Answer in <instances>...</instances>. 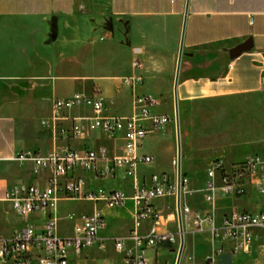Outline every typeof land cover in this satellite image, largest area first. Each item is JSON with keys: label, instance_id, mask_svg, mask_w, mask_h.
<instances>
[{"label": "crops", "instance_id": "crops-1", "mask_svg": "<svg viewBox=\"0 0 264 264\" xmlns=\"http://www.w3.org/2000/svg\"><path fill=\"white\" fill-rule=\"evenodd\" d=\"M101 10H106L108 14L116 18L129 20L127 41L120 46L133 56V60L138 58L140 61L148 62V65L143 63V68L137 69L140 70L137 73L132 67V60V74L143 78V83L134 89L126 86L122 82L123 78L117 75L94 77V83L98 85L101 95L106 100L108 115H115L109 113L113 105L121 109L130 106L132 109L130 114L122 113L116 116L132 115L135 95L151 96L156 100L160 97L159 100L168 101L173 90L174 96V81L182 36H184V47L178 81V99L183 110L193 107L197 102L225 96H241L246 92L259 89L262 85L264 80V0H0V176L4 174L18 176L12 181L0 179V204L8 206L12 213L10 204L1 200L6 190L19 182L44 186L47 177L50 176L48 171L34 174L32 163L19 165L11 161L16 155L24 152L47 154L66 147L78 150L105 148L111 157L122 154L124 146L122 135L111 138L93 129L85 140L56 141L51 130L42 125L43 121L51 118V107L55 98H68L75 93L90 95L93 93L82 90V86L78 88L80 85L78 80L72 79L68 82V18L75 17L82 11L96 13ZM54 22H57L56 26L53 25ZM53 30L58 31V39L51 47L48 40ZM250 39L254 45L252 51L243 53L232 60L229 63V69L224 64L215 65L211 56L204 55L206 50L213 48H221L224 53L226 51L230 55L233 48ZM136 49L140 50L139 55L135 54ZM34 79L38 80V85H42L45 90L40 100L43 102L45 113L40 114L37 104L30 105L19 101L22 99L25 84ZM68 84L75 89L69 93L63 92ZM125 90L130 91L131 95ZM138 90L147 93L139 94ZM111 101L113 105L110 107ZM155 109L156 107L153 110L154 113L167 115L156 112ZM72 115L89 116L91 111L85 108L76 109ZM93 132H99L108 139L123 143L110 152L107 147L97 146L95 141H90ZM162 135L165 139L163 147L162 142H159L155 135H151L144 141L139 153L152 157L153 161L150 164L154 162L160 166L158 154L159 151L163 152L166 161L161 174L174 178L178 175V170L173 172V163H171L173 149L170 126ZM146 143H148L149 151L142 152ZM184 148L183 145V150ZM263 153L246 154L236 163L242 162L249 155L264 157ZM186 156L189 157L188 154ZM139 167L137 177L140 181L147 180L152 175H161H140ZM80 175L87 179L89 189L103 188L105 183H109L111 186L107 190H121L128 197L132 196V179L125 178L123 172H119L115 179L107 180H97L91 173ZM207 182L208 180L201 191L196 189L197 191L194 190L191 195L201 192L206 195ZM218 195L216 212L218 220L235 210L254 213L264 211V194L254 189H249L247 195L241 198H233L223 193ZM182 199L193 211L201 214L207 212L206 202V207L197 210L189 204L190 202L188 203V197L184 196ZM128 201L130 208L127 207ZM127 202L122 208L116 210L108 209L103 204L97 206L92 204V212L98 209L106 218L107 227L101 231L100 235L108 239V247L105 252H100L96 248L86 250L81 257L73 258L72 264L123 263V254L116 252L113 240L122 239L127 248L133 247V242L129 239L133 202L131 199ZM172 205L174 213L167 216H173L175 219L177 208L173 198L156 203L157 208L164 213V218ZM183 226L185 236L186 232H193L191 225L183 224ZM148 227L149 223H146L143 231L146 232ZM162 230L169 233L178 232L179 221L176 220L175 224L170 221ZM7 233L8 231L1 227L0 222V238L10 237L11 235ZM263 233L264 230H255V242ZM208 238L210 240L209 235ZM189 248L190 244L185 238L180 264L182 260L188 264L189 257L186 260L184 255ZM174 249L175 247L165 245L149 250L147 252L149 264H157L155 259L159 254H165L168 250L173 253ZM211 253L212 251L205 256L204 261ZM223 257L228 264H232L235 256L227 253ZM193 259L194 264H197L196 258Z\"/></svg>", "mask_w": 264, "mask_h": 264}, {"label": "built area", "instance_id": "built-area-1", "mask_svg": "<svg viewBox=\"0 0 264 264\" xmlns=\"http://www.w3.org/2000/svg\"><path fill=\"white\" fill-rule=\"evenodd\" d=\"M140 53L139 49L135 50L136 55ZM132 67L137 70L143 66L135 58ZM122 82L134 89L143 83V78L132 75L123 78ZM157 106L158 101L153 97L135 95L133 114L116 116L107 114L106 100L100 92L75 93L53 100L51 118L42 125L51 130L56 141L85 140L94 129L111 138L122 135V154L111 157L105 148L78 150L66 147L47 154L24 152L13 157L11 161L19 165L32 163L34 174L48 171L50 176L44 186L19 182L3 194L1 200L10 204L23 225L10 237L0 238V264H72V259L81 257L86 250L96 248L105 252L108 239L100 233L107 227V222L102 212L95 209L89 214L69 213L61 217L60 205L64 202L103 204L116 210L131 199L133 216L129 239L133 247L127 248L122 239L113 240L116 252L123 254L122 264H149V250L165 245L180 248L179 231L162 230L171 220L164 218V213L156 206L157 202L170 198L174 199L177 208L174 221H178L179 205L183 224L191 225L194 233L210 236L213 249L206 261L215 264L227 253L236 256L250 252L256 240L255 230H264V211L235 210L218 220V194L241 198L249 189L264 194V157L249 155L229 167L216 162L209 169L205 188L207 212H195L182 199L191 193L189 180L184 176L178 180V175L174 178L167 174L152 175L144 181L137 177L138 167L153 161L152 157L139 153L144 141L170 123L169 116L154 113ZM84 108L89 109L91 115H72L74 110ZM173 164L178 167L177 158ZM119 172L132 179L131 198L121 190L89 189L87 179L80 175L91 173L97 180H107L115 179ZM63 219L73 223L70 236L64 237L58 231ZM146 223L149 227L144 232ZM188 264H194L192 257L188 258Z\"/></svg>", "mask_w": 264, "mask_h": 264}, {"label": "rangeland", "instance_id": "rangeland-1", "mask_svg": "<svg viewBox=\"0 0 264 264\" xmlns=\"http://www.w3.org/2000/svg\"><path fill=\"white\" fill-rule=\"evenodd\" d=\"M53 25H57L54 22ZM130 25L129 20L116 18L106 10L93 12H80L77 16L68 18V82L72 79L78 80V88L89 92H100L98 85L94 83V77L120 76L122 78L130 77L133 72L131 62L133 56L124 50L121 44L127 41V29ZM58 28V27H57ZM58 39V31L53 30L49 36L48 42L51 47ZM252 50L245 52L250 53ZM204 55L211 56L215 65L224 64L229 69V63L232 59L228 52L221 48L206 50ZM255 58V57H252ZM67 59V58H65ZM237 59V58H236ZM142 60V59H141ZM257 62V61H256ZM148 62L141 61L143 66ZM261 64V63H260ZM263 64V63H262ZM143 68V67H142ZM135 70L134 72H139ZM38 80L28 81L23 89L21 103L37 104L40 114L45 113V108L41 98L45 94L44 87L38 85ZM75 88L68 84L63 92H71ZM130 94V91L125 90ZM139 94H146L143 90H138ZM156 112L165 113L170 116V123L163 130L154 134L159 142L164 141L162 133L170 126L172 134V162L177 158V134H176V116L173 90L168 101L159 100ZM133 101V97H132ZM112 102V101H111ZM113 102L110 104V107ZM130 106L120 108L114 106L110 108V114H130ZM179 116L181 126L182 141V176L189 180V189L192 193L200 189L208 180L209 169L217 162L229 167L238 162L242 157L249 153L264 152V80L259 89L246 92L241 96L218 97L202 102H197L193 107H187L185 110L179 103ZM91 142L95 141L97 146H105L110 152L115 147L121 146L122 141L108 139L99 132H93ZM183 145L185 146L183 150ZM148 143L142 149V152H148ZM189 155V157L186 156ZM159 165L152 163L139 167L140 175L161 174L166 161L163 152L159 151ZM264 156V153H263ZM191 157V158H190ZM187 160V161H186ZM237 164V163H236ZM173 172H177V166L172 164ZM18 176H0V179L12 181ZM26 177V176H20ZM172 177V176H171ZM12 183V182H11ZM109 183L104 184V189L110 187ZM197 191V190H196ZM187 194L188 203L201 210L206 207L204 202V193ZM222 195H220L221 197ZM219 197V195H218ZM130 208V202H127ZM92 204L85 202H64L60 205L61 217L69 213L89 214L92 213ZM115 213V211L113 212ZM174 213L172 205L166 212V218L175 224L173 216H167ZM0 222L1 227L12 234L15 228L23 225V220L18 219L11 212L8 206L0 204ZM36 221H32V223ZM73 223L63 219L59 223V233L66 237L72 235ZM185 238L190 244L189 250H186L184 257L196 258L197 264H211L210 261H204L206 255L212 251V243L208 235L201 233H187ZM218 246V242L216 243ZM179 248L176 246L173 253L166 251L165 254H159L155 259L157 264H176ZM215 264H228L224 257L217 259ZM84 264V263H83ZM181 264H185L182 260ZM232 264H264V233L260 235L255 242L253 249L248 253L236 255Z\"/></svg>", "mask_w": 264, "mask_h": 264}, {"label": "water", "instance_id": "water-1", "mask_svg": "<svg viewBox=\"0 0 264 264\" xmlns=\"http://www.w3.org/2000/svg\"><path fill=\"white\" fill-rule=\"evenodd\" d=\"M184 31V30H183ZM184 35V32H183ZM253 42L252 40H247L243 44L233 48L230 51V57L232 59H236L240 57L243 53L248 52L252 50L253 48ZM183 47H184V36H182L179 53H178V59H177V67H176V75H175V81H174V101H175V116H176V127H177V145H178V180H180L182 172H181V160H182V143H181V130H180V116H179V99H178V81H179V74H180V67L183 57ZM180 197V194H179ZM178 221H179V233H180V248L178 251V258L176 264H180L181 258L183 256L184 247H185V232H184V226L182 217L180 214V206L178 205Z\"/></svg>", "mask_w": 264, "mask_h": 264}]
</instances>
